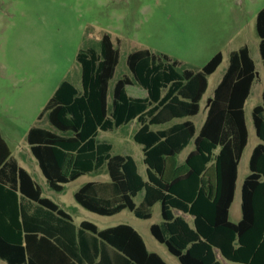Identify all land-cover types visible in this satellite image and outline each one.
Masks as SVG:
<instances>
[{
  "label": "trees",
  "instance_id": "trees-1",
  "mask_svg": "<svg viewBox=\"0 0 264 264\" xmlns=\"http://www.w3.org/2000/svg\"><path fill=\"white\" fill-rule=\"evenodd\" d=\"M256 31L264 66V6ZM119 61L120 50L109 34L99 49L80 50L82 91L62 82L38 116L57 132L29 130L27 143L50 189L62 193L81 177L106 170L108 182H89L75 193L87 211L113 217L128 210L150 220L159 203L162 221L151 226V234L180 264H264V91L263 104L252 112L260 143L241 189L242 218L230 221L238 166L249 140L245 105L258 77L249 47L229 55L199 132L191 118L200 113L209 77L223 63L221 52L198 72L180 70L181 62L147 49L129 54L131 76L117 81L109 109L110 82ZM135 83L146 97L128 94ZM177 120L182 122L172 124ZM135 121L140 127L134 140L143 147L147 180L131 156L113 155L112 144L97 140L100 132ZM158 126L160 130L153 129ZM191 144L194 150L180 164V154ZM141 194L138 205L135 199ZM180 214L191 216L193 227ZM0 259L6 264H168L148 250L130 225L100 230L84 221L77 226L43 196L1 131Z\"/></svg>",
  "mask_w": 264,
  "mask_h": 264
},
{
  "label": "rangeland",
  "instance_id": "rangeland-1",
  "mask_svg": "<svg viewBox=\"0 0 264 264\" xmlns=\"http://www.w3.org/2000/svg\"><path fill=\"white\" fill-rule=\"evenodd\" d=\"M263 6L264 0H0V130L12 153L43 188V196L70 214L77 225L83 221L99 229L130 225L142 235L149 251L168 264H180L151 234V226L162 221L159 203L153 207L150 220L138 219L128 210L113 217L87 211L77 203L75 193L89 182L108 180L107 171L83 176L57 193L48 186L30 151L27 135L33 127L57 132L47 118L39 121L38 116L62 82L68 81L82 91L77 54L82 49H99L105 34L111 35L120 50V61L110 82L109 109L115 84L124 75L131 76L129 54L147 49L181 62L180 70L198 72L221 52L224 62L210 77L202 110L194 119L198 127L205 119L209 96L228 68L230 50L247 45L258 74L247 104L250 140L241 173L248 172V157L259 143L252 110L263 104L264 66L256 31L257 15ZM127 90L132 97L147 96L136 83ZM139 127L135 121L111 132H100L97 140L112 144L113 155L131 156L147 180L143 147L134 140ZM193 148L191 144L180 159ZM142 199L141 194L135 201L139 205ZM241 217L239 186L231 221L239 222ZM189 222L192 224L191 219ZM0 264L6 262L0 259Z\"/></svg>",
  "mask_w": 264,
  "mask_h": 264
},
{
  "label": "crops",
  "instance_id": "crops-1",
  "mask_svg": "<svg viewBox=\"0 0 264 264\" xmlns=\"http://www.w3.org/2000/svg\"><path fill=\"white\" fill-rule=\"evenodd\" d=\"M262 9V8H261ZM260 11V10H259ZM239 29L240 28H238L237 29V31H239ZM239 33V32H238ZM244 45H242V46H240L238 49H240L241 47H243ZM238 49H234V50H230V52H229V55L231 54V52H233V51H235V50H238ZM251 52V51H250ZM219 53V52H218ZM251 56H252V54H251ZM252 58H253V56H252ZM253 60H254V58H253ZM255 61V60H254ZM223 62H224V55H223ZM256 63V62H255ZM217 72V71H216ZM215 72V73H216ZM214 73V74H215ZM213 74V75H214ZM225 74V73H224ZM212 75V76H213ZM224 76V75H223ZM211 77V76H210ZM210 77H209V79H210ZM223 78V77H222ZM222 78H221V80H222ZM221 80L218 82V84H217V86L214 88V90H213V92H212V94L209 96V98H208V101H207V104H206V115H205V119H204V121L200 124V126L198 127L197 125H196V123H195V121H194V119L200 114H198L196 117H194V118H191V120L195 123V125H196V128H197V131L199 132L201 129H202V127H203V125H204V123H205V121H206V119H207V115H208V108H209V105H210V99H212V97H213V95H214V91L216 90V88L218 87V85L220 84V82H221ZM255 84V83H254ZM209 86H210V83H209ZM253 88H254V85H253ZM253 88H252V90H253ZM208 89H209V87H208ZM264 91V90H263ZM208 92V91H207ZM263 93V92H262ZM207 94V93H206ZM206 94H205V96L203 97V99H202V101H201V103H200V106H201V110H202V102H203V100L205 99V97H206ZM251 95H252V91H251ZM251 95H250V97H251ZM250 97H249V99H250ZM249 99H248V101H249ZM248 101L246 102V105H245V116H246V125H247V128H248V132H249V140H250V130H249V121H248V114H247V104H248ZM201 110H200V112H201ZM252 112H253V110H252ZM252 120H253V117H252ZM180 122H182V121H179V120H177V121H175L174 123H172V124H175V123H180ZM154 130H160L161 128L158 126V127H155V128H153ZM1 131V130H0ZM1 133H2V131H1ZM2 136H3V133H2ZM3 138H4V136H3ZM5 139V138H4ZM249 140H248V145H249ZM7 142V141H6ZM259 143H260V141H259ZM259 143H257L253 148H252V150H251V154H250V156L248 157V160H247V162H248V166H249V163H250V158H251V155H252V152H253V150L255 149V147L259 144ZM248 145H247V147L245 148V150H244V153H243V155H242V158H241V161H240V163H239V166H238V177H237V182H236V192H235V196H234V201H233V204L235 203V199H236V196H237V192H238V188H239V186H241V189H242V185H243V182H244V180H245V178L250 174V166H249V170H248V172H245V173H241V164H242V162H245L244 161V155H245V152L247 151V149H248ZM187 149V148H186ZM185 149V150H186ZM184 150V151H185ZM194 150V148L192 149V150H190L189 151V153L191 152V151H193ZM183 151V152H184ZM182 152V153H183ZM219 152V150H217L216 151V154ZM181 153V154H182ZM188 153V154H189ZM13 154V153H12ZM181 154H180V156H181ZM188 154H187V156H188ZM14 155V154H13ZM180 156H179V162H180V164H182V163H184L185 162V159H186V157H184L183 159H180ZM17 159V158H16ZM18 160V159H17ZM18 162H19V160H18ZM19 164H20V166L21 167H23L22 165H21V163L19 162ZM24 168V167H23ZM25 169V168H24ZM139 170V169H138ZM140 173V172H139ZM32 176V175H31ZM142 176V175H141ZM109 181V179L108 180H102V181H94V182H108ZM43 189V188H42ZM233 204H232V206H231V209H232V207H233ZM231 209H230V221H231ZM189 224H190V222H189V219H191L192 220V224H190V226H192L193 227V218L191 217V216H189V215H184V214H180ZM242 218V217H241ZM74 220V219H73ZM241 220V219H240ZM239 220V221H240ZM84 222V221H83ZM232 222V221H231ZM74 223L76 224V222L74 221ZM82 223V222H81ZM80 223V224H81ZM236 223H238V222H236ZM79 224V225H80ZM77 225V224H76ZM79 225H77V226H79ZM122 225V224H121ZM99 228V227H98ZM111 228V227H110ZM107 229V228H106ZM135 229V228H134ZM100 230H104V229H100ZM136 230V229H135ZM142 236V235H141ZM144 239V238H143ZM145 241V240H144ZM146 243V242H145ZM146 246H147V244H146ZM148 248V247H147ZM149 250V249H148ZM151 252V251H150ZM155 253V252H154ZM164 260V259H163ZM165 261V260H164ZM224 264H228V263H226V262H224Z\"/></svg>",
  "mask_w": 264,
  "mask_h": 264
},
{
  "label": "water",
  "instance_id": "water-1",
  "mask_svg": "<svg viewBox=\"0 0 264 264\" xmlns=\"http://www.w3.org/2000/svg\"><path fill=\"white\" fill-rule=\"evenodd\" d=\"M257 76H258V74H257Z\"/></svg>",
  "mask_w": 264,
  "mask_h": 264
}]
</instances>
